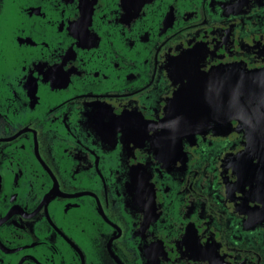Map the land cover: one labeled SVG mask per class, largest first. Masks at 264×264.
<instances>
[{
    "label": "flooded vegetation",
    "instance_id": "flooded-vegetation-1",
    "mask_svg": "<svg viewBox=\"0 0 264 264\" xmlns=\"http://www.w3.org/2000/svg\"><path fill=\"white\" fill-rule=\"evenodd\" d=\"M0 264H264V0H0Z\"/></svg>",
    "mask_w": 264,
    "mask_h": 264
}]
</instances>
